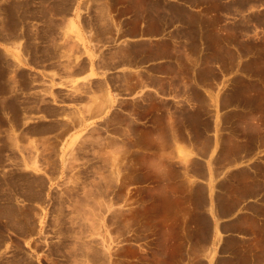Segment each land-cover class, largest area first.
<instances>
[{"label":"crops","instance_id":"obj_1","mask_svg":"<svg viewBox=\"0 0 264 264\" xmlns=\"http://www.w3.org/2000/svg\"><path fill=\"white\" fill-rule=\"evenodd\" d=\"M52 21L63 32L51 41L69 42L73 67L54 77L52 103L62 111L51 119L77 118L74 127L148 120L154 137L167 135L182 152L173 168L188 206L164 215L190 223L202 188L206 264H264V0H75L72 15ZM0 103L1 134L10 114ZM63 245L78 252L77 243ZM113 252L120 256L119 243Z\"/></svg>","mask_w":264,"mask_h":264},{"label":"rangeland","instance_id":"obj_2","mask_svg":"<svg viewBox=\"0 0 264 264\" xmlns=\"http://www.w3.org/2000/svg\"><path fill=\"white\" fill-rule=\"evenodd\" d=\"M74 2L0 0V102L10 114L0 134V264H206L211 231L202 188L192 196L190 223L164 215L188 206L183 175L178 188L173 168L182 152L167 135L154 137L148 120L74 127L77 118L51 119L62 111L52 103L54 77L73 67L69 42L51 41L63 32L52 17L72 15ZM68 242L78 244L72 256Z\"/></svg>","mask_w":264,"mask_h":264}]
</instances>
